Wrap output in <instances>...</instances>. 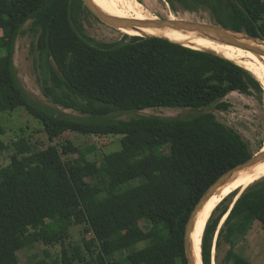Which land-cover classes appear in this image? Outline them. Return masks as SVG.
Masks as SVG:
<instances>
[{"label": "trees", "instance_id": "1", "mask_svg": "<svg viewBox=\"0 0 264 264\" xmlns=\"http://www.w3.org/2000/svg\"><path fill=\"white\" fill-rule=\"evenodd\" d=\"M166 1L174 8L202 5L218 25L264 40V0ZM82 8L81 0H0V114L26 107L53 142L71 131L120 135L122 144L98 161L89 157L95 145L80 149L69 138L37 150L26 137L14 140L11 161L0 165V264H22L18 251L40 241L61 245L48 264H188L184 237L193 209L224 172L254 154L237 129L204 109L229 110L226 97L236 91L262 100L264 85L233 60L160 36L126 33L119 42L95 44L75 26ZM24 34L32 36L43 94L93 120L28 97L15 65ZM158 107L201 112L110 117ZM8 147L0 138V152ZM251 184L213 210L202 237L203 264H253L234 248L253 221L264 226V177ZM239 215L243 234L232 223ZM144 218L150 230L140 226ZM74 225L83 226V241L66 245Z\"/></svg>", "mask_w": 264, "mask_h": 264}, {"label": "rangeland", "instance_id": "2", "mask_svg": "<svg viewBox=\"0 0 264 264\" xmlns=\"http://www.w3.org/2000/svg\"><path fill=\"white\" fill-rule=\"evenodd\" d=\"M141 3V9L146 16L158 18H171L172 19H185L198 21L213 25H218L208 8L194 4L193 7L187 8L182 3L176 2L175 8L166 0H135ZM99 4L112 11L110 6L105 0H96ZM146 5V6H145ZM113 12V11H112ZM172 14V15H171ZM30 23V22H29ZM29 23L26 24L28 27ZM75 26L82 33L84 37L91 40L95 44H108L119 42L126 32L119 28L106 24L99 20L93 13L89 12L85 7L80 9L79 13L75 16ZM2 39L0 37V47ZM32 44V36L30 34L20 35L16 42L15 52V65L17 68L18 77L21 85L23 86L28 97L34 101L38 106L44 108H51L60 111V114L67 113L71 116L86 118L93 120L89 115L82 114L74 109H66L53 103L47 98L37 80V72L35 70V55L30 51ZM264 84L263 81H260ZM226 100L231 103L229 110L221 111L215 106H210L204 111H212L217 118L226 123L227 125L237 129L250 144L254 153H257L262 148L264 149V93L262 100L256 95L242 94L239 92H232ZM142 112L160 116H190L201 112V110L192 108H179V107H158L149 108ZM139 112L133 111H115L110 114L113 119H130L137 115ZM97 121H106L105 117L96 118ZM0 126L2 138L9 147L0 152V165L5 166L11 161V156L14 153L12 142L21 137H26L34 144V149H45L50 144L62 142L66 139H71L78 148L85 146H96V151L89 155L90 159L101 160L103 153H110L121 149V136L120 135H99L87 136L76 132L68 131L61 137L57 138L54 142L50 140L48 134L44 130L43 123L32 115L26 107H18L15 110L8 111L0 114ZM77 156V153L73 155ZM92 181V178H88ZM241 193L242 188L239 189ZM229 195L226 202L232 199ZM226 217V216H225ZM242 217L235 216L232 220L233 224L240 227L238 234H243L242 225L240 221ZM249 222L245 221L244 223ZM140 226L145 230L152 228L151 223L147 218L140 220ZM252 227L245 238H238L235 241V250L241 253L253 264H264V226L259 220L252 222ZM65 225V222L60 223ZM69 235L65 239L66 245L69 243L77 244L82 243L83 226H70ZM92 235L88 234L87 238ZM237 238V236L235 237ZM147 244V241L138 243L136 248H142ZM225 247L232 246V238H228L225 242ZM61 251V245L55 244L53 246H46L43 241L34 243L23 247L18 251L20 261L22 264H48L52 259ZM120 259V258H119ZM120 264H129L126 259H122ZM215 264V260L213 262Z\"/></svg>", "mask_w": 264, "mask_h": 264}, {"label": "bare ground", "instance_id": "3", "mask_svg": "<svg viewBox=\"0 0 264 264\" xmlns=\"http://www.w3.org/2000/svg\"><path fill=\"white\" fill-rule=\"evenodd\" d=\"M95 6L104 12L113 16L125 17V18H157L155 16H146L142 9L141 3L135 0H105V2L112 9L109 10L96 2V0H90ZM146 6V5H145ZM172 15V14H171ZM174 15L171 16V18ZM123 32L130 35H147L156 34L160 37L168 38L172 41L187 45L196 49L211 50L225 58L233 60L238 64L248 68L259 81L264 82V53L253 54L252 52L245 51L239 47H235L228 44L205 36L198 30L184 27H162L160 29L152 27H140L137 29L119 28ZM207 31L214 32L215 34H224L234 38L235 40L243 43L254 44L258 46H264V40H260L251 36H248L244 32H232L231 30L207 27ZM262 83V82H261ZM263 84V83H262ZM264 85V84H263ZM264 177V160L258 164L244 170L243 172L234 176L230 181L226 182L220 187L199 209V212L194 220V224L191 231V249L195 258L196 264H203L202 260V237L208 219L210 218L213 210L220 202L229 196L235 190H239L243 187L247 188L248 185ZM252 185V184H251ZM227 216V215H226Z\"/></svg>", "mask_w": 264, "mask_h": 264}, {"label": "water", "instance_id": "4", "mask_svg": "<svg viewBox=\"0 0 264 264\" xmlns=\"http://www.w3.org/2000/svg\"><path fill=\"white\" fill-rule=\"evenodd\" d=\"M83 7H85L89 12L93 13L99 20L102 22L109 24L111 26H114L116 28H129V29H137L140 27H152L156 29H160L162 27H169V28H176V27H184V28H191L193 30H198L200 33L204 34L205 36H208L209 38H214L223 44L232 45L235 47H239L245 51L252 52L253 54H260L264 53V46H258L254 44H248L243 43L235 40L234 38L224 35V34H215L214 32L207 31V27L212 28H221L227 30L228 28H225L221 25H213L198 21H192V20H185V19H172V18H145V19H136V18H125V17H118L113 16L111 14H108L104 12L103 10L99 9L97 6H95L90 0H81ZM231 30V29H229ZM232 32H239L235 30H231ZM245 33V32H244ZM247 34V33H246ZM248 36H251L247 34ZM144 36H158L156 34H147ZM253 37V36H251ZM256 38V37H254ZM260 39V38H257ZM263 40V39H260ZM211 51V50H208ZM214 52V51H211ZM215 53V52H214ZM217 54V53H216ZM237 63V62H236ZM248 69V68H247ZM142 115H150L148 113L139 112ZM264 160V149L262 148L257 153H254L249 159L245 160L244 162H241L234 167L228 169L226 172H224L204 193L200 201L197 203L195 208L193 209L185 230V237H184V245H185V255L188 261V264H196L195 258L192 253L191 249V231L194 224V220L199 212V209L201 206L226 182L230 181L234 176L237 174L243 172L244 170H247L248 168L252 167L255 164H258L260 161ZM245 189V187L242 188V191ZM241 191V192H242ZM239 194L236 196L234 202L238 198ZM233 205V204H232ZM214 262V260H213Z\"/></svg>", "mask_w": 264, "mask_h": 264}]
</instances>
